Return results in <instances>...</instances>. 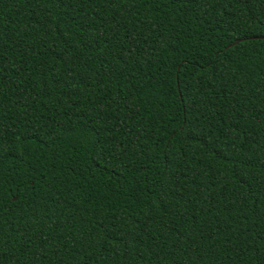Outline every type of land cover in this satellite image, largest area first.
<instances>
[{"label":"trees","instance_id":"obj_1","mask_svg":"<svg viewBox=\"0 0 264 264\" xmlns=\"http://www.w3.org/2000/svg\"><path fill=\"white\" fill-rule=\"evenodd\" d=\"M262 37L264 0H0V264H264Z\"/></svg>","mask_w":264,"mask_h":264},{"label":"water","instance_id":"obj_2","mask_svg":"<svg viewBox=\"0 0 264 264\" xmlns=\"http://www.w3.org/2000/svg\"><path fill=\"white\" fill-rule=\"evenodd\" d=\"M259 38V37H258ZM264 39V37H262Z\"/></svg>","mask_w":264,"mask_h":264}]
</instances>
